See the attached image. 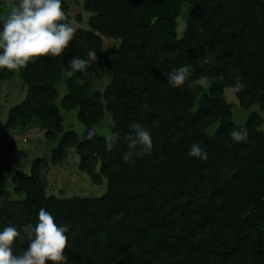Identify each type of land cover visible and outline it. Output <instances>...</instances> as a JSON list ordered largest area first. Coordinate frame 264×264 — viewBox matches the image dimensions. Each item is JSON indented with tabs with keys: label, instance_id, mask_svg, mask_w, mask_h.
Segmentation results:
<instances>
[{
	"label": "trees",
	"instance_id": "16d2710c",
	"mask_svg": "<svg viewBox=\"0 0 264 264\" xmlns=\"http://www.w3.org/2000/svg\"><path fill=\"white\" fill-rule=\"evenodd\" d=\"M2 3L16 6L18 0ZM183 3L190 5L186 28L176 38ZM83 8L90 12L89 29L77 28L64 54L37 57L19 72L0 70V80L18 74L26 88L8 109L4 126L35 121L55 139L52 132L61 130L55 82L70 58L87 59L95 49L89 71L101 64L110 71L103 94L114 121L110 134L118 132L119 141L108 151L106 138L94 129L101 94H89L87 80L68 78L59 103L77 109L85 130L80 139L72 130L62 132L51 159L75 148L82 169L100 164L106 190L100 196H47L40 174L45 161L34 159L30 172L15 181L21 198L0 195V230L21 231L13 254L27 249L23 228L34 226L45 208L56 223L68 226V264H264L262 117L252 111L244 124H233L222 96L239 80L243 88L233 90L239 106L257 104L264 113V0H83ZM102 37L120 42L100 54ZM181 66H190L189 80L204 77L207 90L168 84L167 74ZM216 120L221 124L207 134L206 126ZM132 122L151 132L153 151L125 163L124 136ZM87 129L93 130L91 139ZM233 130L246 131V140L234 142ZM193 143L207 159L188 155ZM5 149L1 140L2 165Z\"/></svg>",
	"mask_w": 264,
	"mask_h": 264
},
{
	"label": "rangeland",
	"instance_id": "374dc122",
	"mask_svg": "<svg viewBox=\"0 0 264 264\" xmlns=\"http://www.w3.org/2000/svg\"><path fill=\"white\" fill-rule=\"evenodd\" d=\"M15 5L10 3L1 4L2 17L10 12ZM190 5L183 3L181 12L176 19L174 28L176 38H181L185 28L186 19L189 13ZM62 9L68 16V23L74 28L89 29L88 18L90 12L83 8V0H62ZM120 40L114 38L102 37V47L100 54L111 46H118ZM67 79L63 72L55 82L57 97L55 103L58 106L61 117V130L52 132L55 139H48L45 133L47 128L38 122L27 124L16 123L12 128L4 126L7 111L13 105L19 103L25 96L26 88L18 74H14L9 79L0 80V141L4 140L5 150L2 158L5 160L0 164L2 172L0 173V195L8 199H20L21 195L16 190L17 176L23 173H29L34 159L41 158L45 163L41 165V180L45 185L44 190L47 196L74 197V196H100L106 190V177L100 171V164L95 166V170L89 172L79 167L80 153L73 147H67L58 160L51 159L52 150L57 144V139L62 132L66 130L74 131L78 138L83 137L85 125L77 118V109L75 107L60 106V99L68 92ZM72 79L76 83L87 80L89 82L88 93L99 92V100L103 105L102 113L98 121L93 125L96 132L105 137L110 134L111 128L108 125V118L111 117V111L106 106L104 97V88L110 79V71L106 65L101 64L93 70L88 71L86 75L77 73ZM207 90V84L204 86ZM223 98L229 104L231 119L233 124L242 125L252 111H257L262 117L259 129L264 131V113L257 104L248 108L239 106L232 88L225 87L222 93ZM220 121L209 124L205 128L207 134L213 135ZM8 140V141H6ZM89 161V158H88ZM90 162H94L90 159ZM2 193V194H1Z\"/></svg>",
	"mask_w": 264,
	"mask_h": 264
},
{
	"label": "clouds",
	"instance_id": "9594fccd",
	"mask_svg": "<svg viewBox=\"0 0 264 264\" xmlns=\"http://www.w3.org/2000/svg\"><path fill=\"white\" fill-rule=\"evenodd\" d=\"M66 21L62 0H18L6 17H0V70L19 72L37 57L55 58L64 54L76 32V28ZM96 60L95 49L87 52V59L75 55L64 69L66 78H72L75 73L86 75ZM203 60L209 62L206 55ZM190 76V66L173 68L166 76L167 83L175 88H181L186 82L190 88L193 85L205 86L204 77L189 80ZM242 88L238 80L233 90ZM107 123L114 126L111 117ZM129 129L124 136L128 149L123 153L125 163L153 151L152 134L146 126L132 122ZM86 131L87 138L91 139L93 130ZM230 136L239 143L246 140L247 132L233 130ZM119 138L118 132L107 135L106 149L111 151ZM188 155L205 160L208 153L198 143H193ZM23 231L28 235L29 245L22 255H14L13 244L21 236V231L15 226H5L0 230V264H46V261L68 264L69 256L65 252L69 248L68 226L56 223L55 217L45 208L39 210L36 224L25 225Z\"/></svg>",
	"mask_w": 264,
	"mask_h": 264
}]
</instances>
